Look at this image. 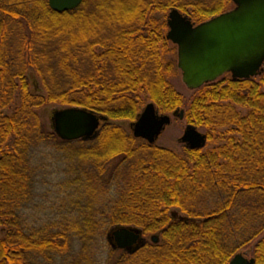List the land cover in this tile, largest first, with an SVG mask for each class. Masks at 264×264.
<instances>
[{
  "label": "trees",
  "instance_id": "trees-1",
  "mask_svg": "<svg viewBox=\"0 0 264 264\" xmlns=\"http://www.w3.org/2000/svg\"><path fill=\"white\" fill-rule=\"evenodd\" d=\"M229 4L82 0L58 12L47 0H0V264H227L260 234L253 258L264 264V69L196 90L184 115L205 129L204 148L178 153L109 121L92 140H62L79 146L66 154L59 216L36 226L20 217L32 198L31 154L58 138L36 109L56 102L132 121L145 99L176 110L182 97L162 54L167 24L153 18L176 8L199 23ZM29 68L45 95L30 89ZM110 163L116 195L104 206L111 189L99 175ZM113 225L159 233L158 241L99 262L95 236Z\"/></svg>",
  "mask_w": 264,
  "mask_h": 264
},
{
  "label": "water",
  "instance_id": "water-1",
  "mask_svg": "<svg viewBox=\"0 0 264 264\" xmlns=\"http://www.w3.org/2000/svg\"><path fill=\"white\" fill-rule=\"evenodd\" d=\"M233 8L199 23L176 8L167 13L166 39L176 46L177 67L181 79L190 89L213 82L225 73L232 80L258 76L264 69V0H231ZM58 12L77 8L82 0H47ZM179 116H183L180 110ZM107 117L82 107H66L52 112L51 124L55 135L63 141L92 140L107 121ZM171 122L167 113H159L148 102L131 122L133 137L154 144ZM206 134L195 125L186 124L179 141L187 148H203ZM111 246L128 252L141 243V230L120 226L109 234ZM157 241V237H152ZM227 264H254L253 257L235 253Z\"/></svg>",
  "mask_w": 264,
  "mask_h": 264
},
{
  "label": "rangeland",
  "instance_id": "rangeland-1",
  "mask_svg": "<svg viewBox=\"0 0 264 264\" xmlns=\"http://www.w3.org/2000/svg\"><path fill=\"white\" fill-rule=\"evenodd\" d=\"M233 6L234 5L232 1L230 0V4L228 5L227 10L233 8ZM168 11L166 12V14H163L162 16L156 15L153 18L154 20L158 21V25L160 21L164 19V16H165V21H166ZM167 29L168 27L165 29V32H167ZM163 50L164 51L162 52V54H163L164 61H170L172 65V70L169 73L167 79L172 85V87L174 88V90H176L181 95L182 104H181V107L177 108L176 110L172 112L167 113L171 116V122L161 132V134L158 136L154 144L157 146L169 148L178 153H181L183 151V148H185L186 146L182 142L179 141V138L183 134V130L186 124H188L184 114H185L187 107L189 106L192 99L194 98V95L198 88L190 89L186 87V85L182 81L181 72L177 67L176 46L168 40ZM26 74L28 77L30 89L32 91L45 95L46 91L40 79L34 75L35 74L34 71L31 68H29ZM29 74H33V77H29ZM220 78L224 79V78H231V77L228 74H224L218 79ZM148 102H152V101H150L149 99H145L143 101L142 106L140 107L139 113L143 110L144 106ZM66 107H70V106L61 105L56 102H49V103L43 104L42 106L38 107L36 110H37V114L39 116L40 122L43 125V127L48 131H53L52 124H51L52 112L58 109L66 108ZM180 110H183L182 117L179 116ZM244 111L245 110H243V112ZM158 112L162 113L160 111ZM108 121L114 125L120 126L124 131L132 135L131 127H130L132 120H128V119L108 120L107 119L106 122ZM198 129L202 132H204L205 130L204 128H201V127H198ZM75 141L77 140H74L73 142ZM206 144H207V140H206ZM77 146H79L78 143L67 145L63 143L61 139L56 138L52 140L50 143L44 144L32 152L31 157H30V166L32 169V183H33L32 198L27 203L24 204V206L22 207V210L20 211V217L24 220V222L28 223L29 225L36 226V225H41L47 222L51 217L59 216L58 212H60V209L62 206L61 198L63 195L62 194L63 192L60 191L62 189L60 184L61 182H63L69 177V174L65 172L66 171L65 170L66 154L68 151H70L71 149H75ZM69 163L71 164V162ZM74 164L77 169L78 167L82 165V161L76 160ZM89 168L90 170H93L92 166H90ZM111 170H113V166L110 163L109 165L106 166V169L103 175H99L101 183L105 187H108L109 189H111V192L109 195L110 197H107L106 199H104L100 205L108 206V204L111 203V198H114V195H116L114 188L116 186L115 183H117V180L114 179V176L111 173ZM93 171L95 172V169ZM77 173H80V172H77ZM107 180H108V183H107ZM214 201L216 202V200ZM173 210H175V212H177L178 215L185 216V214L183 212H180L178 209H173ZM118 227L120 226L113 225L107 229H102L97 232L95 236L96 239L94 242L95 245L93 247V251L96 252L97 254L96 259L99 262L102 261V259L106 257V255L110 251H114L117 254H120L121 251H125L122 249L113 248L111 246L112 240L109 238V234L111 233L113 229H116ZM128 227H136V226H128ZM136 228L141 230V237L143 238L144 243L154 242L152 241V237L154 236L157 237V241H158L159 233L145 234L140 227H136ZM262 235L263 234H260L257 238L253 239L250 243H247L246 245L240 247L237 250V252L242 253L244 256L248 258L253 257L254 246L259 240V238L262 237ZM144 243H141L138 246V248L142 246ZM136 249H134V251ZM113 255H116V254H113Z\"/></svg>",
  "mask_w": 264,
  "mask_h": 264
},
{
  "label": "flooded vegetation",
  "instance_id": "flooded-vegetation-1",
  "mask_svg": "<svg viewBox=\"0 0 264 264\" xmlns=\"http://www.w3.org/2000/svg\"><path fill=\"white\" fill-rule=\"evenodd\" d=\"M225 74H226V73H225ZM223 75H224V74H223ZM228 75H230V74L228 73ZM221 76H222V75H221ZM221 76H220V77H221ZM230 77H231V75H230ZM218 78H219V77H218ZM218 78H217V79H218ZM217 79H216V80H217ZM214 81H215V80H214ZM214 81H213V82H214ZM209 83H212V82H209ZM206 84H208V83H206Z\"/></svg>",
  "mask_w": 264,
  "mask_h": 264
}]
</instances>
